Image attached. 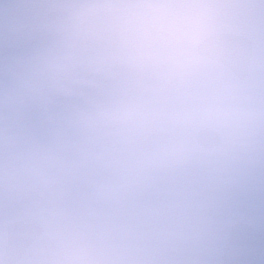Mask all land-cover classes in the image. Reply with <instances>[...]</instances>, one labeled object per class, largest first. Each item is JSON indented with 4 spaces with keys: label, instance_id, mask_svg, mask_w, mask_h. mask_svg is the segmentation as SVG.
Here are the masks:
<instances>
[{
    "label": "clouds",
    "instance_id": "1",
    "mask_svg": "<svg viewBox=\"0 0 264 264\" xmlns=\"http://www.w3.org/2000/svg\"><path fill=\"white\" fill-rule=\"evenodd\" d=\"M0 264H264V0H0Z\"/></svg>",
    "mask_w": 264,
    "mask_h": 264
}]
</instances>
